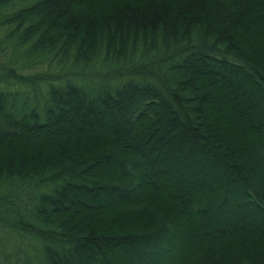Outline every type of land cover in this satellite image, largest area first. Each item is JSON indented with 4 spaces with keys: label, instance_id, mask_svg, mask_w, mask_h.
Masks as SVG:
<instances>
[{
    "label": "trees",
    "instance_id": "1",
    "mask_svg": "<svg viewBox=\"0 0 264 264\" xmlns=\"http://www.w3.org/2000/svg\"><path fill=\"white\" fill-rule=\"evenodd\" d=\"M0 264H264V0H0Z\"/></svg>",
    "mask_w": 264,
    "mask_h": 264
},
{
    "label": "rangeland",
    "instance_id": "2",
    "mask_svg": "<svg viewBox=\"0 0 264 264\" xmlns=\"http://www.w3.org/2000/svg\"><path fill=\"white\" fill-rule=\"evenodd\" d=\"M214 187H215V186H214ZM215 194H218V193L215 192ZM210 197L213 199L212 196H210ZM234 203H235V202H233V200H232V201H231V208H232V210L234 209V208H233ZM228 205H229V204H228ZM139 208H140V207H139ZM132 211L135 212V213L137 212V211H134V210H132Z\"/></svg>",
    "mask_w": 264,
    "mask_h": 264
}]
</instances>
